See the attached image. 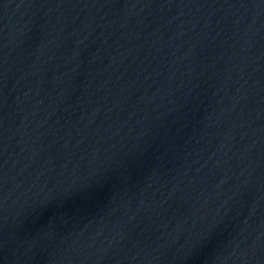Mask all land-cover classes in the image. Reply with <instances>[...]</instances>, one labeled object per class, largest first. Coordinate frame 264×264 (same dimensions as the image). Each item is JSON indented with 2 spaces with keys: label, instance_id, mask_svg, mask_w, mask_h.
I'll return each mask as SVG.
<instances>
[{
  "label": "water",
  "instance_id": "95a60500",
  "mask_svg": "<svg viewBox=\"0 0 264 264\" xmlns=\"http://www.w3.org/2000/svg\"><path fill=\"white\" fill-rule=\"evenodd\" d=\"M0 264H264V0H0Z\"/></svg>",
  "mask_w": 264,
  "mask_h": 264
}]
</instances>
